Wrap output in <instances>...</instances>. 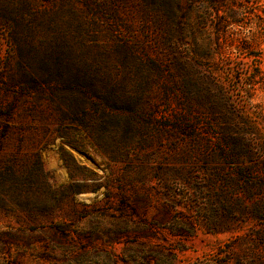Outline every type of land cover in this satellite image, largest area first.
Masks as SVG:
<instances>
[{
  "label": "rangeland",
  "instance_id": "rangeland-1",
  "mask_svg": "<svg viewBox=\"0 0 264 264\" xmlns=\"http://www.w3.org/2000/svg\"><path fill=\"white\" fill-rule=\"evenodd\" d=\"M0 264H264V0H0Z\"/></svg>",
  "mask_w": 264,
  "mask_h": 264
}]
</instances>
